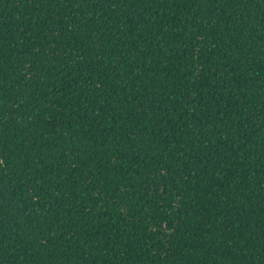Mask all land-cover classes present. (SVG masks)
I'll list each match as a JSON object with an SVG mask.
<instances>
[{"label":"trees","instance_id":"1","mask_svg":"<svg viewBox=\"0 0 264 264\" xmlns=\"http://www.w3.org/2000/svg\"><path fill=\"white\" fill-rule=\"evenodd\" d=\"M0 264H264V0H0Z\"/></svg>","mask_w":264,"mask_h":264}]
</instances>
